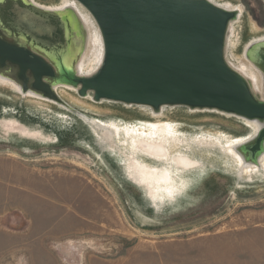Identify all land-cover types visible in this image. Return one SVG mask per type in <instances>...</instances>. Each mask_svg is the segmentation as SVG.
I'll use <instances>...</instances> for the list:
<instances>
[{"label":"rangeland","instance_id":"374dc122","mask_svg":"<svg viewBox=\"0 0 264 264\" xmlns=\"http://www.w3.org/2000/svg\"><path fill=\"white\" fill-rule=\"evenodd\" d=\"M33 1L74 2L95 25L74 0ZM208 1L239 11L225 58L235 68L247 46L264 39V0ZM86 64L84 76L99 68L96 60ZM56 92L64 104L0 86V264H264V164L247 172L234 155L240 144L208 149L206 142L248 137L246 120L183 106L156 112L95 102L73 88ZM110 122L175 126L182 145H169L163 159L139 157L170 171V186L163 183L155 198L131 174L128 143L102 137L98 126ZM179 152L197 163L177 168Z\"/></svg>","mask_w":264,"mask_h":264},{"label":"water","instance_id":"95a60500","mask_svg":"<svg viewBox=\"0 0 264 264\" xmlns=\"http://www.w3.org/2000/svg\"><path fill=\"white\" fill-rule=\"evenodd\" d=\"M74 1L93 19L103 45L96 72L71 78L79 96L262 121L252 139L240 145L245 156L236 150L245 164L257 165L264 153V102L225 59L235 12L208 0ZM66 38L65 16L26 0H0V69L10 68L24 93L64 104L47 81L57 76L47 60H62ZM254 57L264 73V46Z\"/></svg>","mask_w":264,"mask_h":264},{"label":"bare ground","instance_id":"6f19581e","mask_svg":"<svg viewBox=\"0 0 264 264\" xmlns=\"http://www.w3.org/2000/svg\"><path fill=\"white\" fill-rule=\"evenodd\" d=\"M26 1L29 2L31 5L35 6L39 10H42V11L45 10L46 12H50L53 14L66 17L67 38H66V50L63 53L64 57L60 61L47 60L51 64V66L54 68L56 75H57L56 78L47 79V81L49 80L55 92L58 87L73 88L77 92L78 87L77 86L75 87L72 84L71 78L72 77H78V78L86 77L82 73L83 65L85 63H87L86 65L89 66L92 62H94V60H96V62L100 66L102 62L103 45H102L101 37H100L98 30L96 29L93 23H89L88 19L86 20L84 19L81 13L77 10L74 2L65 3V5L61 7H44V6H40L36 4L33 0H26ZM67 1L68 0H64V2H67ZM221 8L228 10V11L235 12L237 14L235 21H237L238 19L237 16L239 15L238 10L235 11V9H231L229 7L228 8L221 7ZM232 33H233V29L231 25L228 39L230 35L232 36ZM228 39L227 41H229ZM230 45L231 44L227 42L228 50L230 48V47L228 48V46ZM261 45L264 46V39L248 45L247 48L245 49L244 56L238 61V63L236 64V67L235 68L233 67V68L240 75L245 77L255 98H257L261 102H264V82L262 81V79L264 78V73H263V70L260 64L257 62V60L254 57V53L256 49L259 48ZM255 70L262 74V78L260 76L258 78L257 76H255L256 74ZM255 84L259 86L258 87L259 90H255L256 89ZM4 85H9L12 89L16 90L18 93H21L22 97H25V95H27L29 97H36L39 99L48 100L46 98H43L38 93L27 92L25 94L24 91H21L19 87L20 84L17 83V81L15 80L14 73L12 72L10 68L0 69V86H4ZM246 123L247 125H249L251 132H252L248 137H244V138L238 137L235 139L227 140L226 138H223L224 135H220L218 137L208 136L207 141H206L207 148L208 149L214 148L213 146H210L211 144H217V146L215 147L220 148V149H225V146H226V149H231V147H233L234 145H238V144L241 145L247 142V140L248 141L251 140L252 137L256 134V132L259 130L260 124H263L262 121H259V122L258 121H255V122L246 121ZM104 124L105 125L102 124L98 126V128H100L102 131V137L104 139L109 140L110 138L116 137L119 139L120 142L123 141L125 144L128 143L127 146L129 145L130 147V151H131L130 154L134 161L133 164L130 166L131 171H132L131 174L134 175L137 183L147 185L149 187L150 194L153 198L157 196L158 189H162V188L163 190L166 189L163 183L166 186H170L171 174L168 168L164 167L163 169H160L156 166H150L140 160L141 158H143V156L152 157L153 159L166 158L167 154L168 155L171 154V152L167 149L169 145L172 147L180 146L182 142L179 140L180 138L178 139V135L176 136V129L172 123L157 122V123H143V124H138V125H128V124L121 125L115 122H110V123H107V124L104 123ZM145 127L147 128V131L144 130ZM26 135H28L29 137H38V138L47 140V138L44 135H42L40 131H33V132L27 131ZM150 139L151 141H149ZM197 140H200V139H197ZM212 141H215V142L211 143ZM240 145L237 147L238 152L241 153L243 156H245V151L240 147ZM182 150H184V148H182ZM234 155L235 157H237V163H238L237 166L238 165L240 166V164L243 163L242 167H244L243 169H245L247 172H254L256 171L257 167L259 168L261 164L262 165L264 164V153L259 157L256 163L257 165H253V163H251V165L249 164L245 165L242 157H240L236 152L234 153ZM173 158H174L173 162H175L176 167L179 169L185 170V169L192 167L193 165L197 163V161H195L190 155H183L182 153L178 154L176 157L173 156ZM167 191H171V187L167 188Z\"/></svg>","mask_w":264,"mask_h":264}]
</instances>
